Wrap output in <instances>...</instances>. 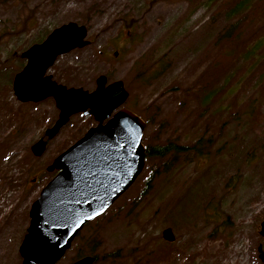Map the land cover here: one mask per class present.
I'll return each instance as SVG.
<instances>
[{"label": "rangeland", "instance_id": "obj_1", "mask_svg": "<svg viewBox=\"0 0 264 264\" xmlns=\"http://www.w3.org/2000/svg\"><path fill=\"white\" fill-rule=\"evenodd\" d=\"M67 23L89 44L55 60V83L92 92L99 76L121 81L144 148L201 144L166 172L145 163L56 264L89 253L93 264H264V0H0V264H21L30 207L57 173L46 168L97 124L73 115L43 155L30 152L58 110L51 98L17 101L12 80L21 54Z\"/></svg>", "mask_w": 264, "mask_h": 264}, {"label": "water", "instance_id": "obj_2", "mask_svg": "<svg viewBox=\"0 0 264 264\" xmlns=\"http://www.w3.org/2000/svg\"><path fill=\"white\" fill-rule=\"evenodd\" d=\"M86 36L85 27L76 23L54 29L45 40L21 54L26 64L12 80L17 101L38 103L51 98L58 110L52 126L30 147L33 156L43 155L47 141L73 115L83 113L97 123L46 168L57 173L30 207L29 225L18 249L21 264H56L83 227L104 214L144 168L145 124L134 113L121 108L128 97L121 81L107 84L106 77L99 76L95 89L88 92L57 84L46 74L59 56L87 46ZM258 234L264 238V219ZM161 237L168 243L175 240L169 228L162 231ZM256 252L264 263L261 244ZM94 261V257L85 256L73 264Z\"/></svg>", "mask_w": 264, "mask_h": 264}, {"label": "trees", "instance_id": "obj_3", "mask_svg": "<svg viewBox=\"0 0 264 264\" xmlns=\"http://www.w3.org/2000/svg\"><path fill=\"white\" fill-rule=\"evenodd\" d=\"M241 9H242L241 2H239L237 5H235L232 8V11L233 13H235V11H237L236 13H238ZM233 29L234 27L230 26L221 34V37H225L228 39L231 38V35L234 32ZM200 144L201 142L199 139V141L193 144L192 146H180L175 142H171V141L165 142L163 144H157L154 146L147 145L145 147V163L152 161L160 162L162 166L157 171L166 172L172 167L174 162L177 160L176 159L177 155L187 154L190 150L195 152H200L198 148ZM154 173H159V172H154ZM153 179H154V174L151 173L145 182V186H144L145 191L150 186ZM89 254L96 258L94 253L93 254L89 253ZM110 257H114V256L110 255Z\"/></svg>", "mask_w": 264, "mask_h": 264}, {"label": "flooded vegetation", "instance_id": "obj_4", "mask_svg": "<svg viewBox=\"0 0 264 264\" xmlns=\"http://www.w3.org/2000/svg\"><path fill=\"white\" fill-rule=\"evenodd\" d=\"M92 119H93V117H92ZM94 120V119H93Z\"/></svg>", "mask_w": 264, "mask_h": 264}]
</instances>
